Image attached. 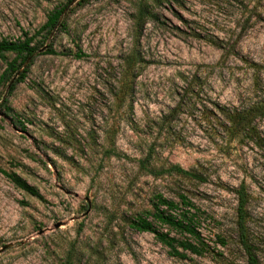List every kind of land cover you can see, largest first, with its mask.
Returning a JSON list of instances; mask_svg holds the SVG:
<instances>
[{"label": "rangeland", "instance_id": "obj_1", "mask_svg": "<svg viewBox=\"0 0 264 264\" xmlns=\"http://www.w3.org/2000/svg\"><path fill=\"white\" fill-rule=\"evenodd\" d=\"M79 2L0 0V40L26 33L36 48L12 91L0 82V264H245L241 184L264 264V118L234 135L222 116L264 98V0ZM60 8L63 26L35 35ZM149 154V170L177 164L205 181L155 178L140 168ZM183 193L200 213L201 257H172L130 227L157 194Z\"/></svg>", "mask_w": 264, "mask_h": 264}, {"label": "trees", "instance_id": "obj_2", "mask_svg": "<svg viewBox=\"0 0 264 264\" xmlns=\"http://www.w3.org/2000/svg\"><path fill=\"white\" fill-rule=\"evenodd\" d=\"M79 1V3L82 4L86 0ZM148 1L154 4L158 3L160 0ZM63 11L64 8L51 11L47 15L46 22L39 28L35 35H40L44 32V35L47 37L54 28L57 26L62 27L63 23L60 22V19ZM138 13L141 18L145 14L142 8L139 9ZM34 38L35 36L28 37L27 34L24 33L23 39L14 41L7 39L0 40V59L5 61V69L0 75V82L5 85L8 92L12 91L15 85L25 77L27 67L22 71H20V69L28 60L32 59L36 51V48L32 46ZM6 54H12L14 58L7 62L5 58ZM135 62V55L130 54L126 62L127 68L131 67ZM14 77L16 78L14 79ZM222 116L227 124L224 128H227L226 130L229 131V133L234 135L245 134L253 129L251 125L255 119L264 118V98L253 103L249 108L243 111L224 110ZM149 159L150 154L140 162V168L142 170L145 169L149 175L155 178L168 175L182 180L197 181L199 183L205 181L202 175L185 170L177 164H170L167 168H160L159 170H149L146 168ZM6 175L16 188L32 196L38 195L37 191L33 187H30L25 181L15 175ZM233 194L236 200V207L234 210L236 244L244 255L245 264H259L254 243L251 241L249 234V214L247 210L249 196L245 185H239L233 190ZM199 214L198 209L185 193L178 194L177 201L169 200L162 194H157L154 196L151 209L138 214L131 221L130 227L137 232L153 234L156 241L167 248L169 255L172 257L186 259L187 254L201 257L208 250V245L204 242L199 231ZM155 224L160 226V229H157ZM172 233L181 235L183 238L180 240L172 237L170 236ZM219 242L223 245L221 240H219Z\"/></svg>", "mask_w": 264, "mask_h": 264}]
</instances>
